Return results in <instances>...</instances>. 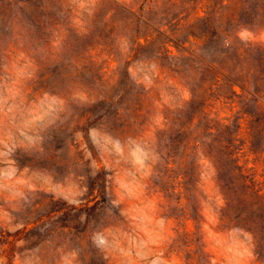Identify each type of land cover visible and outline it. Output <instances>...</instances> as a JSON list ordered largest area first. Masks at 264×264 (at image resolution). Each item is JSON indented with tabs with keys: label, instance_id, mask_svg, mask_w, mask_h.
<instances>
[{
	"label": "rangeland",
	"instance_id": "rangeland-1",
	"mask_svg": "<svg viewBox=\"0 0 264 264\" xmlns=\"http://www.w3.org/2000/svg\"><path fill=\"white\" fill-rule=\"evenodd\" d=\"M0 264H264V0H0Z\"/></svg>",
	"mask_w": 264,
	"mask_h": 264
},
{
	"label": "trees",
	"instance_id": "trees-1",
	"mask_svg": "<svg viewBox=\"0 0 264 264\" xmlns=\"http://www.w3.org/2000/svg\"><path fill=\"white\" fill-rule=\"evenodd\" d=\"M224 42L229 44V40H225ZM212 69L218 72V70L215 67L211 66V65H209V67L207 68L208 71H210Z\"/></svg>",
	"mask_w": 264,
	"mask_h": 264
}]
</instances>
